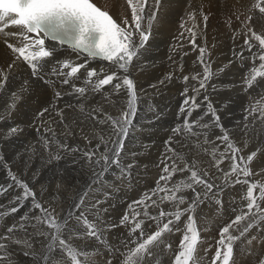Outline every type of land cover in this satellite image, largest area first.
Here are the masks:
<instances>
[{
	"label": "bare ground",
	"instance_id": "bare-ground-1",
	"mask_svg": "<svg viewBox=\"0 0 264 264\" xmlns=\"http://www.w3.org/2000/svg\"><path fill=\"white\" fill-rule=\"evenodd\" d=\"M91 2L111 15L122 27L134 28V25L131 24L132 12L128 7L127 0H91ZM136 2L137 0H133L134 4ZM260 2L261 0H160L157 6L155 0H149L150 11H156L157 14L149 29L147 15H150V11L149 5H146V16L141 21V25L146 34H149V39L143 49H138L140 54L134 58L133 62H130L127 73L119 69L118 65L111 67L103 63L85 60L72 51L54 46V55L44 58L43 62L46 67L40 72L39 78H37L33 76L32 69L19 57V54L13 53L7 47L8 44H12L14 47L23 46L24 43L18 36L19 31L7 29L0 33V71L6 73V77L0 75V85H2L0 86V245L4 246L3 249H0V264H45L54 245L59 243L58 239L54 240L51 238L53 229L49 228V231H47L46 221L43 222L45 230L41 233L38 231L40 233L38 238L26 239L16 236L18 229L15 228H19L20 223L14 218H25L22 220L25 221L23 224L26 230L30 232V226L34 223L33 220L42 221V218L45 217V213L35 207L36 203L41 204L43 209H47V213L50 214L48 219L61 220L70 218L71 223L68 226V230L62 234L63 239L67 241L69 246L74 245L80 250L79 258L93 262V264H109L105 263L107 257L104 258L102 252L105 247L109 249L112 246L114 249L120 242L121 245L118 247L122 251L125 246L130 248L134 246L139 237L137 231H132L134 225L129 224L132 219L134 223L139 222L141 224V228L144 229L143 232L150 230L153 232L157 230V225L162 227L163 222H167L171 218L174 220L173 225H171L172 231L168 233L171 235L177 222L174 214L180 209H186L187 207H184V205H187V203L178 204L179 196L177 195L176 200L163 199L165 196H172L174 193L166 190L165 195L161 194L164 192V187L161 186L162 191L159 190V183H161L158 181L159 175L164 166L169 167L171 170L173 166L178 169H184L188 160L193 164L194 159L189 156V152L192 154V151L198 152L204 148V141L202 140L204 136L199 133L204 132V129H201L202 124L208 123V120H206L208 117L207 108L204 101L197 103L194 98L204 93L217 94V92H221L220 89L223 87L222 81L225 74L228 75L227 85H230L229 76L231 77L234 73L231 74L232 71L236 72L238 69L236 58L239 54L237 55V52H235L236 55L231 58V50H229L230 53H225L230 48L227 47V49L223 46V40L224 42L226 41L224 39L226 33H230L228 31L231 30L237 31V25L234 24L235 26L232 27L226 22L227 20H235L240 15V12H242L241 15L244 14V17L257 15V18H259L258 14L260 13V16H262V13L255 5ZM241 19L243 18L241 17ZM125 21H128L127 25H125ZM232 22L231 25L233 24ZM241 24L243 25V21H241ZM239 31L241 30L239 29ZM134 39L138 44V35L134 36ZM46 46L53 47L50 44ZM201 49L204 50L203 54H201ZM247 51L250 50L248 49ZM260 52L264 53V50L261 49ZM65 62L69 64L68 68H62ZM9 65H12L11 69H9ZM210 65L214 68L211 76L209 74ZM72 66H76L80 70L75 77L68 78L70 80L68 85L62 83V80L66 78L64 75H56L52 71L55 68L57 72L67 73ZM254 68L256 71L261 70L260 65ZM230 70L232 71L230 72ZM88 71L94 72L95 75L86 79ZM109 74L115 77L113 83L103 86L98 92L92 91V86L98 82V79L106 78ZM235 75L238 76V74ZM124 76H128L133 80L137 98L133 105L134 111L128 117L131 121L128 133L126 137H120L123 141V155L120 156V161L117 165L114 166L111 163H106L105 165L102 159V153L105 148L108 149V155L111 157L112 150L117 147V145L112 143L115 137L111 135V120L122 119V113L128 111L126 91L121 90L117 93L113 88V84L116 82L122 84ZM241 76L243 75L238 76V79ZM185 77L188 78L187 81L182 80ZM208 79L212 80L210 82L211 86L207 85L210 84ZM201 81L204 83L203 88L199 86ZM236 83L230 87L236 86ZM239 83L237 85L240 87ZM223 85L225 86V84ZM75 87H84L86 89L85 93L83 95L79 93L70 94ZM208 87L210 89H207ZM211 88H215L216 91H210ZM234 88L237 89V87ZM234 88L232 89L234 90ZM259 88L261 92H264V79L260 81ZM58 92L61 94L59 98L56 95ZM227 92L229 93V91ZM219 96H221L220 93ZM219 98L221 100V97ZM186 100L189 101L188 104H185ZM218 105L221 108L222 104ZM44 109H47V111L42 116L39 115ZM233 115L236 116L235 114ZM185 121H188V124H194V128L183 132L184 134L179 140L176 134L179 130L181 131L185 128ZM227 121L231 122V120ZM241 124H245V120ZM252 125L255 126L253 130L251 128L250 135L252 137L249 136L246 141L244 140L247 144L243 145L241 143L242 147L255 146L254 140L256 138L254 139V137L258 134H263L264 112L256 113L255 118L252 120ZM13 128L18 130L10 134V130ZM190 139H193L191 146H189ZM164 146H167L168 152L166 150V152L163 151ZM184 146L187 151L182 150ZM73 148L77 149V151H70ZM85 152L93 153L91 160L85 156ZM198 153H194L197 154V157H194L198 161V165L204 168L202 172L208 174L206 177L213 178L215 176V172L211 167L213 163L205 162V159L200 158ZM4 156L9 157L8 159L12 162L9 164L11 166L7 163L5 164ZM56 156L60 158L55 159L54 157ZM70 156L73 157L69 158ZM124 161L126 162L124 163ZM75 165H79L80 169H75ZM105 170L106 172H104ZM256 170L254 169V171ZM179 172L181 174L183 171ZM260 172L261 170L258 172L259 177L263 174ZM12 176L27 185L28 189L34 193V196H26L24 189L12 179ZM240 179L238 180L240 181ZM214 180H216L218 185L219 179L215 178ZM187 183L189 182H184L183 184ZM238 183L236 181L233 183L232 181H227V183L225 182L219 187L218 192L228 195L231 190L239 189ZM177 185L171 184L169 189L174 190V192H181L187 202L196 197L192 189L193 197L190 196L189 188L179 185V190H177ZM213 185L217 188L215 183ZM256 185V189L259 190L258 184ZM156 193H159V195ZM204 193H206V189L204 190L202 187L199 190L200 200L194 211H203V218L200 215L201 218L212 228L206 230L201 236V247L206 249L208 259L214 249H218V238L220 236L217 237V231L220 229L221 223H224L226 215L215 209V199L218 196L216 192L206 196H204ZM152 194L156 196L155 198L158 199L156 201L159 204H163L161 207L157 204L152 211L147 207L142 208L132 204L134 201L137 202L136 200H139V198L144 200V198L152 196ZM221 197L223 196L221 195ZM232 200L234 201L235 199ZM81 201L82 205L79 209L73 207L74 204L81 203ZM23 202H27V208L30 209L28 211L30 214L28 213V215H23V213H27L25 212V207L19 208V205ZM128 202H130L132 208L130 211L127 209L130 207ZM93 204L96 206L92 207ZM114 205L117 207L115 208ZM13 208L16 210L12 211ZM251 210L247 211L256 216L258 209L257 212ZM68 212L71 213L70 216ZM78 212L83 213L93 223H98L99 238L83 237V229L77 227ZM161 212L166 213V215L161 217ZM194 214L196 215L197 213ZM262 214L264 215V212ZM8 215H13L14 217L10 221V225L17 227L14 228L11 234L2 235L3 228L7 219H9ZM125 215L129 217V220L125 225H121V218ZM36 216L37 218L33 220L30 218ZM260 216L262 215H257L256 217L258 219L257 222L260 223L254 224L257 229L260 228L259 233H257L259 237L255 234L257 229L253 230L252 228L247 231L249 235L245 239L243 237L238 238L236 233L231 234L237 237L233 242L234 250L237 249V251H234L232 264H250L251 259L254 263L256 262L254 258L257 255H264V248L260 244V239L264 238V220H260ZM26 218H28L27 221ZM145 219L149 221L140 222ZM198 229H200L199 226ZM73 230H75V233H80V235L75 236ZM31 232H35V229ZM44 233H47V236ZM169 236L167 241L171 245L170 238L173 236H170V238ZM25 240L32 246L28 247L25 245L23 243ZM15 241H20V243ZM159 246L160 243L155 248ZM114 257L117 264L118 257L115 254ZM205 260L203 258V262H201L197 259L198 263L196 264H200L199 262L206 264ZM70 261L71 258L67 256L66 251L63 252L61 264H69ZM194 261H192V264ZM111 264L114 263L111 261Z\"/></svg>",
	"mask_w": 264,
	"mask_h": 264
},
{
	"label": "snow or ice",
	"instance_id": "snow-or-ice-1",
	"mask_svg": "<svg viewBox=\"0 0 264 264\" xmlns=\"http://www.w3.org/2000/svg\"><path fill=\"white\" fill-rule=\"evenodd\" d=\"M128 7L131 9V24L134 25V28H125L114 20V18L109 15L107 12L102 11L98 6H96L91 0H0V21L5 20V18L10 15L14 18L11 19L12 26H20L23 29V32L26 33L23 35V40L28 41L24 43L21 47H14L12 44H8L7 47L11 49L13 53H18L19 57L22 58L24 62L32 69V74L34 77L39 78L40 72L43 71L46 67L44 58H49L54 55L55 47L46 46V41L55 42L60 46H67L73 52H80L86 54L87 58L100 59L101 61H116V58L119 57V60L124 61L123 63L118 64V68L122 69L125 73L129 71V64L133 62L140 53L138 49H143L146 42L149 39V34H146L144 28H142L141 21L145 19L146 5H149V0H137L134 4L133 0H127ZM160 0H155V4L158 6ZM261 13H264V0H261L260 3L255 5ZM150 11V5H149ZM158 11V8H157ZM156 11H150V15H147V25L150 29L155 17ZM205 19H207L205 17ZM125 25L128 24V21L124 22ZM9 24H5L3 28H0V32L4 31V28L9 27ZM93 33L99 34V39L95 40ZM27 34H31L27 35ZM138 35L139 43L134 39V36ZM255 39L259 41V47L264 50V38L260 35L254 33ZM38 37V38H33ZM251 49V45L248 40L244 42ZM203 49H201V54H203ZM259 60L264 61V55H259ZM12 65H9L11 69ZM69 64L64 63L62 68H68ZM261 69H264V63L260 65ZM79 68L72 66L70 71L63 73L62 71L57 72L55 68L52 69L53 73L56 75H64L66 78L62 80V83L65 85L70 84L68 78L75 77L79 72ZM207 70V69H206ZM118 74V72H117ZM0 75L6 77V73L0 71ZM95 75L94 72L88 71L86 73V79L91 78ZM264 76V71H257L251 77L252 80H256L257 77ZM114 75H107L106 78L98 79V82L92 86V91L98 92L102 89L103 86L112 84L114 81ZM187 81V77L184 78ZM6 82V80H5ZM2 86V85H0ZM200 88L204 87L203 81L200 82ZM113 88L119 93L121 90H125L128 97V111L122 113V119H113L111 120L112 133L111 135L115 137L112 140V143L117 145L115 149L112 150V156L109 157L108 149L105 148V151L102 153V159L105 163H111L114 166L117 165L120 161V156L122 155V139L121 136H125L128 133V127L131 121L128 119L131 112L134 111L133 105L136 102V92L134 88V82L128 76H124L122 79V84L116 82L113 84ZM84 87H75L70 94L79 93L83 95L85 93ZM57 97H60V93H56ZM192 99V98H189ZM188 100L185 101V104H188ZM195 106V105H193ZM209 112L214 117L215 125H219V118L215 115V110L212 105H208ZM47 109H44L39 115H43ZM185 129L188 128V121H185ZM202 127L208 128L207 123L203 124ZM18 129L13 128L10 130L11 133H15ZM224 129L221 127V132ZM217 139H222L225 142L227 148L231 149L232 155L231 160L233 161L230 165L233 173L237 172V158L235 153L237 149L232 143H230V137L227 134L217 137ZM66 147V146H64ZM72 152H76L77 149H70ZM255 154H250L247 156V161L250 162L253 160ZM85 156L91 160L93 153L85 152ZM227 157V154L219 157V160H223ZM59 159V156L54 157ZM241 159V163H243ZM7 162L5 161V164ZM185 169H178L175 166L172 167L171 171H185ZM163 171L169 173V167H164ZM243 172L244 176L247 177L250 175L249 169L247 166L240 169ZM207 173H204V176H207ZM229 173H225V180ZM171 176H161V180H169ZM12 179L24 189L26 196H34L27 185L23 182L16 180L15 176H12ZM190 180L192 183L184 184L185 188L192 189L195 191L193 184L203 186L208 192H211L215 185L210 183L208 180L204 179L197 171L191 170ZM236 182H240L237 180ZM179 185H177V190H179ZM257 185L255 183L250 184L247 189V197L249 198L248 208L251 210L254 207V193ZM260 197L264 198V185L260 186ZM86 198V196H85ZM165 200L176 199L175 195L165 196ZM200 200L199 193L196 197L191 199L190 202H187L185 197L180 196L177 203L183 205L187 203L186 209H180L175 212L174 218L175 221H181L182 214H187L188 223L186 225L187 233L183 236L181 242V251L175 257V264H190V261L194 257V252L196 246L199 242V233L196 227L193 224L194 217L191 213L194 211L195 206ZM82 205L81 203L74 204L73 207L79 209ZM96 205L93 204L92 207ZM35 207L41 209L45 213V217L42 218V222L46 221V226L53 229L51 238L59 240L60 250L63 252L66 251L67 256L71 258L69 264H93L90 261H84L82 258H79V249L76 246H69L67 241L63 239L62 234L68 230V226L71 223L70 218L57 220L55 218L48 219L50 214L47 213V209H43V206L39 203L35 204ZM16 209L13 208L12 211ZM139 215V214H137ZM166 213L161 212L160 216L164 217ZM39 218V217H38ZM243 217L237 216L235 218V223H239ZM260 220H264V215L259 217ZM129 220L127 215L121 218V225H125ZM174 220L169 218L167 222H163L162 227L157 225V229L154 233H151L147 236L146 239H143L142 242H137L138 246L134 250H129V255L127 257L128 264H133V258L135 259V264H143V259L149 253V246H154L160 243V238L163 233H170L172 231L171 225H173ZM257 223V220L254 219L250 222L243 231L240 232V235L243 236L253 225ZM17 226H10L8 232H12ZM77 227L83 229L84 238H99L100 232L98 228V223H93L88 220L83 213H77ZM230 227L225 226L221 231V239L219 240L220 246L224 249L221 253V249L218 248L216 252V258L219 259L222 255L223 264H230V260L234 255V244L233 241L237 237L229 234ZM137 229H141V224L136 222L132 231L135 232ZM75 236H79L80 233H75ZM47 236V233H44ZM227 241V242H226ZM20 243V241H15ZM25 245L31 247L32 245L28 243L27 240L23 241ZM3 245H0V249H3Z\"/></svg>",
	"mask_w": 264,
	"mask_h": 264
},
{
	"label": "rangeland",
	"instance_id": "rangeland-1",
	"mask_svg": "<svg viewBox=\"0 0 264 264\" xmlns=\"http://www.w3.org/2000/svg\"><path fill=\"white\" fill-rule=\"evenodd\" d=\"M241 13L242 12H240L239 14L240 15H238L237 17H236V21L235 20H230L233 24L231 25V22L229 21V20H227V24H229L230 26H232V27H234L235 25H237L236 26V32H234V30H231V31H228V32H230V33H226V37H224V39L227 41H225L224 42V40H223V46L225 47V48H227L228 49V51L226 50V54L227 53H230V51L229 50H231V58L233 57L234 58V56L236 55V53L235 52H237V55L239 54V56H237V58H236V66L238 67V69H239V72H238V69L236 70V72H238V73H236L235 71H232V70H230V72H231V77L229 76V80H230V85H227V82H228V80H227V78H228V75H224V78H223V81H222V88L220 89V91L222 92H217V94H215V93H212L211 94V92L210 93H204L203 95H199V96H196L195 98H194V100L195 101H197V103H202L203 101H204V103H206L205 104V106H206V108H207V119L206 120H208V125H209V127L208 128H204V127H202L201 129H204V132L203 133H199V134H201V136H204L203 137V141H204V148H202L200 151H198V152H195V151H192V154H190V152H189V150H188V152H189V156H192V159H194L193 160V164L188 160V162H187V164L185 165V166H187V170H185V171H183L181 174H180V172L179 171H176V172H171V170H170V172H169V174L168 173H165L163 170L161 171V174L159 175V180L158 181H160L161 183H162V185H160L161 183H159V190L160 191H162L161 190V186H163L164 188V192L163 193H161L162 195H165V192H166V190L168 191H172L174 194L173 195H175V197H177V196H182V194H181V192H179V191H177V192H174V190H171V189H169L170 187H171V184L172 185H174V184H178V185H184L183 183L184 182H189V183H192V181L190 180V174H191V170H197V172H198V174L199 175H201L204 179H206V180H208L210 183H212V184H216V186H217V188L216 187H214V189L211 191V192H208L207 190H206V193H204V196H206V195H211V194H213V193H215L216 192V195H218V196H216L217 198L215 199V209H216V211H218V212H220V213H223L224 215H226L225 216V220H224V223H221V225H220V229L217 231V237H219L218 238V248H220L221 249V253H223V251H224V249H222V247L220 246V244H219V240L221 239V231H222V229L225 227V225L226 226H229V225H231V227H230V233L229 234H233V233H236V234H238V238H240V237H243L244 239H245V237H247L248 235H249V233H245L243 236H241L240 235V232L241 231H243V228H245L250 222H252L254 219H256L257 221H258V219L256 218L257 217V215L259 216V215H263L262 213L264 212V198H261L260 197V191L258 190V189H253V193H254V201H253V203H254V207L252 208V210L251 211H253V212H257V209H258V212H257V214H256V216H254L253 214H250L247 210H250L249 208H248V204H249V198L247 197V189H248V187L250 186V184H252V183H255V184H258V188L260 189V186L261 185H263L264 184V132H263V134L261 135V134H258V135H256V137H254V143H256L255 144V146H248V145H246V146H248V147H242L243 145H245V144H247V143H245V141L247 140V138L249 137V136H251L250 135V132H251V128H252V130H253V127H255L254 125H252L251 126V123H252V120L255 118V116H256V113H258V112H264L263 110H264V98H263V96H264V94H263V96H262V93H264V92H261V90H260V88H259V85H260V81H262L263 79H264V76L262 77V76H259V77H257L256 78V80H252L251 79V77L255 74V72H257L256 70H255V68L254 67H256V66H258V65H261L262 63H264V61H260L259 60V55H264V53H262V52H260L261 51V48L259 47V41H257L256 39H255V36H253L254 35V33L255 34H257V35H260L262 38H264V34H263V29H264V26H263V24H264V15H263V13H262V16H260V13L258 14V16H259V18H257V15L256 16H252V15H250V16H246V17H244V14H242L241 15ZM240 17V19H238ZM241 17L243 18V19H241ZM241 21H243V25L241 24L240 25V23H241ZM245 21V22H244ZM235 24V25H234ZM253 24V25H252ZM255 24V25H254ZM238 25H240V26H238ZM252 27V28H251ZM250 28V29H249ZM239 29L242 31H239ZM247 29H248V31H247ZM230 30V29H229ZM233 31V32H232ZM243 34H241V33ZM247 32H249V33H247ZM237 33H239V34H237ZM230 34V35H229ZM228 35V36H227ZM234 35H235V37H234ZM238 35V36H237ZM247 35V36H246ZM249 35V36H248ZM233 36V37H232ZM229 37H231V38H233V39H231V38H229ZM238 37H240V38H238ZM242 37V38H241ZM246 38V39H245ZM229 39V40H228ZM244 39V40H243ZM256 40V41H252V40ZM245 40H248L249 41V44L251 45V49H249V46L248 45H246L245 43H243V42H245ZM232 41V42H231ZM230 42V43H229ZM238 42V43H237ZM257 44H256V43ZM233 43V44H232ZM237 43V44H236ZM228 44V45H227ZM229 44H230V46H229ZM239 44V45H238ZM253 44V45H252ZM231 45H233L232 47H231ZM234 45H235V47H234ZM236 45H237V47H236ZM242 47V48H241ZM237 50H236V49ZM246 48V49H245ZM260 48V49H259ZM241 49V50H240ZM250 50V51H247V50ZM234 50V51H233ZM244 51V52H243ZM241 52V53H240ZM252 52V53H251ZM260 53V54H259ZM243 54V55H242ZM245 54V55H244ZM249 54V55H248ZM247 55V56H246ZM252 56V57H251ZM242 57V58H241ZM239 58V59H238ZM248 60H247V59ZM250 59V60H249ZM238 60H240V61H238ZM244 61V62H243ZM243 62V63H242ZM248 62V64L246 65V63ZM259 62V63H258ZM242 64V65H241ZM243 64H245V65H243ZM244 66V67H243ZM248 66V67H247ZM247 70H246V69ZM262 71H264L263 69H261ZM261 70H259V71H261ZM255 71V72H254ZM214 72V68H212V65H210V68H209V74H210V76L211 75H213L212 73ZM240 73V74H239ZM235 74H238V76H240V75H243V76H241V78L239 77V79H238V76L237 75H235ZM247 75V76H246ZM249 75V76H248ZM251 75V76H250ZM233 76H234V78H233ZM237 76V77H236ZM250 77V78H249ZM248 78V79H247ZM261 78V79H260ZM232 79V80H231ZM237 79V80H236ZM183 81H185L184 79H182ZM227 80V81H226ZM234 80V81H233ZM244 80V81H243ZM208 81H209V83L210 82H212V80H210V79H208ZM233 81V83H231ZM239 83V85H240V87L237 85V83ZM180 83H181V80H180ZM234 83H236V86H234V87H237V89L236 88H234V87H230V86H232V85H234ZM223 84H225V86L223 85ZM259 84V85H258ZM208 86H211L212 84L210 83V84H207ZM214 85V84H213ZM229 88H227V87ZM226 88H227V90H226ZM232 88H234V90L232 89ZM239 88V89H238ZM207 89H210V87H208ZM212 89H215V88H211V90L210 91H216V89L215 90H212ZM224 89V90H223ZM231 89V90H230ZM235 89H236V93H235ZM243 89V90H242ZM246 89V90H245ZM241 90V91H240ZM248 90V91H247ZM257 90V91H256ZM227 91H229V93L227 92ZM232 91H234V92H232ZM224 92V93H223ZM219 93H220V95L221 96H219ZM231 93V94H230ZM235 93V94H234ZM239 93V94H238ZM209 94H211V95H208ZM213 94H215V95H213ZM224 95V97H222ZM229 97V100H228V97ZM238 96V97H237ZM245 96V97H244ZM206 97V98H205ZM208 97V98H207ZM215 97V98H214ZM219 97H221V100H220V98ZM237 99H236V98ZM243 97V98H242ZM246 97H248L247 99H246ZM258 99H257V98ZM262 97V98H261ZM214 98V99H213ZM223 98V99H222ZM233 98V99H232ZM242 98V99H241ZM196 99H198V100H196ZM206 99V100H205ZM216 99V100H215ZM244 99H245V101H244ZM218 100V101H217ZM223 100V102L221 103V101ZM231 100V101H230ZM238 102H237V101ZM248 100V101H247ZM214 101V102H213ZM216 101V102H215ZM226 101H229V102H226ZM235 103H234V102ZM243 103H242V102ZM212 104H211V103ZM218 102V103H217ZM209 103L212 105V107H213V109L215 110V115H216V117H221V118H219V124L220 125H215V120H214V117L211 115V113L208 111L209 109H208V105H209ZM215 103V104H214ZM224 103H226V104H224ZM229 103V104H228ZM246 103H247V105H246ZM218 104H222L221 105V108H220V105H218ZM224 104V105H223ZM243 106L242 107V109H241V106ZM251 104V105H250ZM216 105V106H215ZM227 105H230V106H227ZM239 105V106H238ZM263 105V106H262ZM218 106V107H217ZM223 106H227L226 108L225 107H223ZM232 106V107H231ZM234 106V107H233ZM236 106H238V108H236ZM262 106V107H261ZM254 107V108H253ZM257 108V110H256V108ZM220 108V109H219ZM225 108V109H224ZM231 108V109H230ZM233 108H235V109H233ZM262 108H263V110H262ZM222 109V110H221ZM227 109V110H226ZM244 109V110H243ZM253 109V110H252ZM255 109V110H254ZM261 109V110H260ZM229 110H231V111H229ZM237 110V111H236ZM239 110H240V112H239ZM223 111V112H222ZM220 112V113H219ZM228 112V113H227ZM242 112V113H241ZM246 114H245V113ZM231 113V114H230ZM238 114V116H237V114ZM254 115H253V114ZM233 114H235L236 116H234ZM245 114V115H244ZM248 114V115H247ZM221 115H223V116H221ZM227 118V120H231V122H228L227 120H226V118ZM248 116V117H247ZM252 116V117H251ZM224 117V118H223ZM223 118V119H222ZM238 119V120H237ZM242 119V120H241ZM199 120V119H198ZM223 120V121H222ZM245 120V124H241V122L242 121H244ZM211 121V122H210ZM233 121H234V123H233ZM239 122V123H238ZM201 124H202V122H200ZM194 125V124H193ZM193 125H191V123H189L188 124V128H187V130L185 129V128H183V130H179L178 131V133L176 134V136L178 137V139L180 140V138H182L181 136H183V132H187L188 130H191V129H193L194 128V126ZM199 125V124H198ZM203 125V124H202ZM229 125V126H228ZM238 125V126H237ZM242 125V126H241ZM192 126V127H191ZM221 127L224 129V131L223 132H221ZM233 127V128H232ZM242 127V128H241ZM190 128V129H189ZM220 128V129H219ZM259 128V127H258ZM214 129V130H213ZM228 131H229V133H228ZM181 132H182V134H181ZM219 132V133H218ZM225 132V133H224ZM227 134L229 137H230V143H232L233 145H234V147L237 149V151H236V153H235V156H236V158H237V160H236V162H237V165H238V169H237V172L236 173H233L232 172V170H231V167H230V165H231V163L233 162L232 160H231V155H232V151H231V149H229V148H227L226 147V145H225V142L222 140V139H217V137H219V136H222V135H224V134ZM248 133V134H247ZM232 135V136H231ZM248 135V136H247ZM235 136V137H234ZM186 137H188V136H186ZM252 137V136H251ZM211 138V139H210ZM238 139V140H237ZM257 139H258V141H257ZM193 139H190V141H189V146H191V141H192ZM209 140H210V142H209ZM221 140V141H220ZM245 140V141H244ZM212 141V142H211ZM239 141V142H238ZM209 142V143H208ZM259 142V143H258ZM238 143V144H237ZM243 145H242V144ZM241 144V145H240ZM258 144V145H257ZM250 145V144H249ZM123 146V145H122ZM173 146V145H172ZM114 147H115V145H114ZM254 147V148H253ZM258 147V148H257ZM210 148V149H209ZM252 148V149H251ZM263 148V150H261ZM204 149V151H202ZM243 149V150H242ZM249 149V150H248ZM251 149V150H250ZM254 149V150H253ZM259 149V150H258ZM168 152V149H167V146H164V148H163V151L164 152H166V151ZM177 150V149H176ZM182 150L184 151V150H186V148H185V146L182 148ZM225 150V151H224ZM123 147H122V155H123ZM187 151V150H186ZM254 151V152H253ZM257 151V152H256ZM182 152V151H181ZM198 153V155H199V157L200 158H204L205 159V162H209V163H213V165H211V167H212V169L214 170V172H215V176L213 177V178H208V177H206V176H204V172H202L203 170H204V168H202V166H199L198 165V161H196V158L195 157H197L196 155L197 154H194V153ZM240 152V153H239ZM204 153H205V155H204ZM258 155H257V154ZM260 153V154H259ZM202 154V155H201ZM224 154H227V157L226 158H224L222 161L221 160H219L218 158L219 157H221L222 155H224ZM250 154H255L254 155V158H253V160L252 161H250V162H248L247 161V156L248 155H250ZM182 155H184V154H182ZM181 155V156H182ZM261 155V156H260ZM195 156V157H194ZM239 156V157H238ZM5 158H4V162L6 161L7 162V164L9 165V164H11L12 162H11V160L10 159H8L9 157L8 156H4ZM73 156H70L69 158H72ZM183 157V156H182ZM186 157V156H185ZM261 157H263V158H261ZM184 159V158H183ZM188 159V158H187ZM241 159H243V161H245V162H243V163H241ZM8 160V161H7ZM130 160V159H129ZM261 161V162H260ZM8 162H10V163H8ZM126 161H124V163H125ZM254 163V166H253V163ZM216 163V164H215ZM215 164V165H214ZM259 164V165H258ZM105 165H106V163H105ZM208 165H210V164H208ZM248 165V169H249V172H250V175L249 176H247V177H245L244 176V174H243V172L242 171H240V169H242V168H244L245 166H247ZM9 166H11V165H9ZM79 165H75V169L77 168L78 170L80 169V166L78 167ZM184 166V167H185ZM217 166V167H216ZM244 166V167H243ZM250 166V167H249ZM164 167H166V166H164ZM240 167V168H239ZM253 167V168H252ZM189 168V169H188ZM193 168V169H192ZM164 169V168H163ZM185 169V168H184ZM227 169V170H226ZM253 169V170H252ZM254 169L256 170V169H258V170H256V171H254ZM107 170V169H106ZM106 170L104 171V172H106ZM261 170V172L260 173H263V174H261L260 175V177H259V171ZM190 171V172H189ZM229 173V176H228V178H227V181H232V183L234 182V181H237L239 178H241L240 179V182L237 184V185H239L240 187H239V189L237 188L236 190H231V192L227 195H223V194H221L220 192H218V189H219V187H221L222 186V184H225V182L227 183V181L225 180V173ZM252 172H254V173H252ZM255 172H256V174H257V176H256V174H255ZM203 175H202V174ZM242 173V174H241ZM232 174V175H231ZM255 174V175H254ZM217 175V176H216ZM224 175V176H223ZM161 176H171V178L169 179V180H161L160 179V177ZM180 176V177H179ZM219 176V177H218ZM234 176V177H233ZM242 176V177H241ZM178 177V178H177ZM184 177V178H183ZM221 177V178H220ZM259 177V178H258ZM219 179V184L217 185V183H216V180H214V179ZM254 178V179H253ZM181 179V180H180ZM183 179V180H182ZM189 179V180H188ZM185 180V181H184ZM171 181H173L172 183H171ZM221 181V182H220ZM178 182V183H177ZM166 183V184H165ZM248 184V185H247ZM168 185V186H167ZM196 186V187H195ZM168 187V188H167ZM193 187L195 188V194L197 195V193H199V190H201L202 189V187L200 186V185H195V184H193ZM245 187H247V188H245ZM204 190H205V188H203ZM242 189V190H241ZM185 190V189H184ZM153 191V190H152ZM215 191V192H214ZM234 191V192H233ZM245 191V192H244ZM259 192V193H258ZM156 194H158L159 195V193H156ZM193 194V195H192ZM241 194V195H240ZM177 195V196H176ZM221 195L223 196V197H221ZM232 197H231V196ZM190 196H194V193H193V191L190 189ZM203 196V197H204ZM244 196V197H243ZM258 196H259V198H258ZM152 197V198H151ZM156 196L155 195H153L152 194V196H148L147 198H144V200H142V198H139V200H136L137 202H133L132 203V201L130 200V202L132 203V204H136V206H139V207H142V208H144V207H147V208H149L150 210H154L155 208H156V206H157V204H159L157 201H158V199L157 198H155ZM239 197V198H238ZM224 198V199H223ZM164 199V198H163ZM232 199H235L234 201L232 200ZM246 199H248V200H246ZM141 200H142V202H141ZM157 200V201H156ZM173 199H171V201H172ZM176 200V199H175ZM237 200V201H236ZM262 200V201H261ZM146 201V202H145ZM157 202V203H155V202ZM165 201V200H164ZM187 201V200H186ZM220 201V202H219ZM226 201V202H225ZM130 202H128V204H129V206H130ZM163 202V201H162ZM229 202V203H228ZM233 202V203H232ZM25 203V204H24ZM144 203V204H143ZM147 203H148V205H147ZM257 203H258V205H257ZM127 204V205H128ZM235 204V205H234ZM163 205V204H162ZM161 204H159V206L161 207L162 206ZM115 206V208L117 207L116 205H114ZM229 206V207H228ZM22 207H25L26 208V211L25 212H27V213H23V215H28V211L30 210L29 208H27L28 207V205H27V202H23V203H21L20 205H19V208H22ZM184 207H187V205L185 204L184 205ZM231 207V208H230ZM263 207V208H262ZM228 208V209H227ZM237 208V209H236ZM129 211L130 210H132V208H131V206L130 207H128L127 208ZM239 209V210H238ZM247 209V210H246ZM238 210V211H237ZM244 211V212H243ZM263 211V212H262ZM237 212V213H236ZM243 212V213H242ZM248 212V213H247ZM194 213H197L196 215L194 214ZM239 213V214H238ZM30 214V213H29ZM243 214V215H242ZM18 215V214H17ZM68 215L70 216L71 215V213H69L68 212ZM191 215L194 217V220H193V224L194 223H196V221H197V223H198V226H199V228L200 229H198V226H197V223L196 224H194V226L195 227H197L196 229H197V231H198V233H199V231H200V233H199V242H198V244H197V246H196V250H195V252H194V257H193V259L190 261L191 263L190 264H192V261H194V259H195V261L193 262V264H196V263H198L197 262V259H199V261H201V262H203L202 261V259L203 258H205L206 260H205V263L206 264H223V260H222V255H221V257L219 258V259H217L216 258V252H217V249H214V251L212 252V254H210L209 255V258L207 259V251H206V249H202V247H201V243H202V238H201V236L203 235V233L206 231V230H209V229H212V228H210V226L202 219L203 218V211H200V212H195V211H193L192 213H191ZM202 216V218H201V216ZM232 215V216H231ZM248 215V216H247ZM186 216V217H185ZM237 216H241V217H243L242 219H241V221H239V223H235V218L237 217ZM200 217V218H199ZM8 218L9 219H7V222H6V224H5V226H4V228H3V233H1L2 235H8V233L9 234H11V232H8V228L11 226L10 225V221L14 218L13 217V215H8ZM32 220L34 219V218H37V216L36 217H30ZM197 218V219H196ZM230 218V219H229ZM249 218V219H248ZM251 218V219H250ZM14 219H16L19 223H20V226H19V228H15V229H18V235L16 234V236H21V237H23V238H26V239H32V238H38L39 237V235H40V233L43 231V230H45L43 227V222L41 221V220H39V221H35V219L33 220V222L34 223H32V225L30 226L31 228H30V230L31 231H33V229H35V232H29L28 230H26V228H25V225L23 224V222H25V221H22L23 219H25V218H23L22 219V217H17V218H14ZM27 219L28 218H26V221H27ZM201 219V220H200ZM146 220L147 219H145V220H142V221H140V222H146ZM147 221H149V220H147ZM22 222V223H21ZM181 222V223H180ZM187 223H188V220H187V214H182V218H181V221H177L176 222V226H175V228H174V230H173V232L171 233V235L170 234H168V233H163L162 234V237L160 238V246L158 247V248H155V246L157 245H154V246H149V253H148V255L146 256V258H144L143 259V264H175L174 262H175V257H176V255H178L179 254V252L182 250L181 249V242H182V240H183V236L185 235V234H188V235H190V233H187V230H186V225H187ZM204 223V224H203ZM257 223H260V222H257ZM35 224V225H34ZM129 224L130 225H135V223H134V220L132 219V222H130L129 221ZM185 224V225H184ZM202 224H203V226H202ZM181 225V227H179ZM244 225V226H243ZM8 226V227H7ZM183 226V227H182ZM242 226V227H241ZM7 227V228H6ZM34 227V228H33ZM36 227V228H35ZM43 229H42V228ZM203 227V228H202ZM38 228V229H37ZM178 228V229H177ZM180 228V229H179ZM242 228V229H241ZM204 229V231H202V230ZM252 229L253 230H255V229H257L256 228V226H254L253 225V227H252ZM5 230V231H4ZM143 230L144 229H137L136 231L138 232V241L139 242H142L143 240L142 239H146V237L149 235V234H151V233H154L155 231H144L143 232ZM158 230V229H157ZM40 233H39V232ZM47 231H49V228L47 229ZM237 231V232H236ZM259 231H260V228H258L257 229V231L255 232V234H256V236L257 237H259L258 235H257V233H259ZM182 232V233H181ZM219 232V233H218ZM6 233V234H5ZM25 233V235H23ZM38 233V234H37ZM202 233V234H201ZM29 235H32V236H29ZM140 235V236H139ZM173 236V237H171L170 238V236ZM9 236H11V235H9ZM166 236V237H165ZM169 236V238H170V242H171V245L170 244H168V241H167V237ZM166 240H165V239ZM182 238V239H181ZM179 239H180V241H179ZM137 241V242H138ZM137 242H135V244H134V246H132L131 248L130 247H127V246H125L124 247V249L121 251V248L120 247H118L119 245H121V243L120 242H118V244L116 245V247L113 249L112 248V246H110L109 247V249H108V247H105V249H103L102 250V252H103V256H104V258H106V262L105 263H109V264H111V261L114 263V264H116V260H115V257H114V254L115 255H117V257H118V262H117V264H128V261H127V257H128V255L130 254L129 253V250L130 249H132V250H134V248L135 247H137L138 245V243ZM227 242V241H226ZM234 242V241H233ZM137 243V244H136ZM260 244H261V246L264 248V238H262V239H260ZM180 245V246H179ZM200 245V246H199ZM178 246V247H177ZM180 247V248H179ZM118 248H120V249H118ZM58 249V250H57ZM179 249V250H178ZM106 250V251H105ZM112 250V251H111ZM61 250H60V246H59V243H57V244H55L54 245V248H53V250H52V252L49 254V259H48V261L45 263V264H61V259H62V257H63V253H62V251L60 252ZM206 251V252H205ZM209 251V250H208ZM234 251H237V249L236 250H234ZM54 252V253H53ZM56 252V253H55ZM105 252V253H104ZM176 252V253H175ZM204 252V253H203ZM107 253V254H106ZM171 253V254H170ZM54 254V255H53ZM61 254V255H60ZM110 254V255H109ZM235 255H236V253H235ZM55 256V257H54ZM174 257V258H173ZM213 257V258H212ZM233 257H234V255H233ZM232 257V258H233ZM251 258H252V256H250ZM59 258V259H58ZM232 258H231V260H230V264H232L231 263V261H232ZM52 261H51V260ZM255 260H256V262H252V259H251V261H250V264H264V255H261V254H259V255H257V257L256 258H254ZM258 259V260H257ZM216 260V261H215ZM54 261V262H53ZM212 261H214V262H212ZM222 261V262H221ZM262 261V262H261ZM58 262V263H57ZM120 262V263H119ZM124 262V263H123ZM201 262H199L200 264H202ZM221 262V263H220ZM133 264H135V259L133 258Z\"/></svg>",
	"mask_w": 264,
	"mask_h": 264
}]
</instances>
